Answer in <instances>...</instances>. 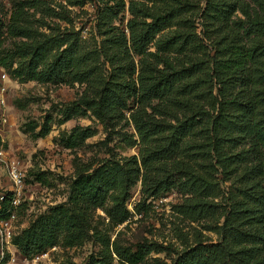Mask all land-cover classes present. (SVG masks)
<instances>
[{
  "label": "trees",
  "instance_id": "trees-1",
  "mask_svg": "<svg viewBox=\"0 0 264 264\" xmlns=\"http://www.w3.org/2000/svg\"><path fill=\"white\" fill-rule=\"evenodd\" d=\"M100 1L99 41L86 45L70 8L87 0H16L7 32L30 42L16 43L0 66L19 56L14 74L22 79L84 87L71 112L90 113L128 146L139 145V154L77 161L68 201L37 217L13 245L29 257L61 236L67 247L90 238L102 251L89 264H113L114 255L123 264H264V0ZM33 9L58 20L42 19L49 34L34 27ZM127 12L125 29L116 22ZM130 121L135 134L116 129ZM93 135L78 126L62 144L74 148ZM139 182L136 215L176 191L183 198L176 212L219 239L199 232L179 251L149 239L135 249L112 242L94 214L102 210L113 227L130 221L127 203ZM9 205L8 197L2 212Z\"/></svg>",
  "mask_w": 264,
  "mask_h": 264
},
{
  "label": "rangeland",
  "instance_id": "rangeland-1",
  "mask_svg": "<svg viewBox=\"0 0 264 264\" xmlns=\"http://www.w3.org/2000/svg\"><path fill=\"white\" fill-rule=\"evenodd\" d=\"M47 1L50 6H54L60 0ZM15 4L16 0H0V21L3 24L0 32V57L15 51L16 43L30 42L27 38H10L8 35L7 25ZM101 5L100 0H87L83 8H70L72 23L77 31L82 29L86 45H94L96 40L99 41V38L95 37ZM29 15L40 33H50L47 27L41 26L42 19L48 25H53L54 21L58 22L45 11L44 17L34 9L30 10ZM129 17V13H125L116 24L126 29ZM236 18L246 20L242 13H238ZM61 24L66 25L64 22ZM201 29L199 20L198 31ZM11 61L13 64L10 68L4 67L11 80L7 84L6 106H0V117L4 114L7 118L0 139L4 140L7 157L17 161L26 171V183L19 195L23 205L17 211V219L13 223L15 231L22 233L37 217L48 214L58 205L68 201L77 161L98 162L109 157L111 153L121 157L138 155L139 145L128 146L120 135L111 133L90 113L84 116L71 112L84 87L78 84L70 86L64 83H39L22 79L14 73L24 59L17 56L13 60H8L9 63ZM4 68L0 66V73ZM47 118L51 119L50 132L40 138L37 135ZM78 126L91 128L94 135L79 141L74 148L64 147L62 138L68 137ZM116 129L130 135L135 134L131 121L118 124ZM39 174H43V180L40 182L36 180V175ZM226 186L228 183L224 185ZM11 189L12 184L5 165L0 162V192ZM141 189L139 182L132 190L127 207L134 215L125 224L113 227L102 210L95 212L93 225L102 233L111 236L112 242L117 239L124 247L135 249L138 243L149 239L179 251L194 243L195 235L199 232H202L204 238L213 241L219 239L216 233L204 230L202 224L191 222L176 212V206L183 201L182 196L176 191L168 192L153 201V208L148 215H136L134 208L142 200ZM1 247L0 245V250ZM56 247L36 264H89L92 257L101 259L99 255L102 246L90 238L83 244L67 247L61 236ZM6 252L17 262L23 259L19 251L13 247L6 249ZM152 257L166 260L165 254H153ZM113 264L123 263L114 255Z\"/></svg>",
  "mask_w": 264,
  "mask_h": 264
},
{
  "label": "built area",
  "instance_id": "built-area-1",
  "mask_svg": "<svg viewBox=\"0 0 264 264\" xmlns=\"http://www.w3.org/2000/svg\"><path fill=\"white\" fill-rule=\"evenodd\" d=\"M128 2L129 0H125ZM11 80L9 74L5 69H1L0 73V106H6V93L7 84ZM7 124V118L3 114L0 117V133L3 131L4 126ZM0 162L5 165L9 180L12 184V191L5 190L0 192V264H36L38 261L47 255L50 250L56 249L57 247L51 248L45 252L35 254L32 256H24L23 259L18 261L15 258H10V255L6 252V249L15 248L13 245V239L18 234L15 231L13 223L17 219V211L22 207L23 203L19 195L26 183V171L22 169L18 162L7 157V152L4 147V140L0 139ZM9 197L10 205L5 212H2V202ZM6 214V217L1 216ZM20 253V252H19ZM8 254V255H7ZM21 254V253H20Z\"/></svg>",
  "mask_w": 264,
  "mask_h": 264
}]
</instances>
